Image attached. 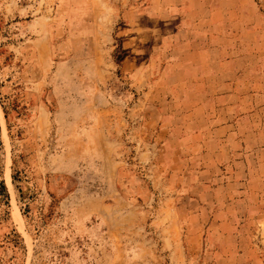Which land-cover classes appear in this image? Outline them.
I'll use <instances>...</instances> for the list:
<instances>
[{"label": "rangeland", "instance_id": "374dc122", "mask_svg": "<svg viewBox=\"0 0 264 264\" xmlns=\"http://www.w3.org/2000/svg\"><path fill=\"white\" fill-rule=\"evenodd\" d=\"M0 264H264V0H0Z\"/></svg>", "mask_w": 264, "mask_h": 264}, {"label": "crops", "instance_id": "0c3cea01", "mask_svg": "<svg viewBox=\"0 0 264 264\" xmlns=\"http://www.w3.org/2000/svg\"><path fill=\"white\" fill-rule=\"evenodd\" d=\"M201 25L199 24V21H197V20H194V19H191L189 22H185V23H182V24H180V27L181 28H198V27H200ZM205 39H206V37L205 36H197V37H194V40H193V42L196 44V47H197V49H198V47H200V51H201V54L204 56L205 54H207V52L206 51H202V49L203 50H205V49H207L206 47V44H207V42H205ZM191 61L190 62H188V65L191 67V68H187V69H185V71L183 72V75L184 76H187V77H191V80H189L190 82H191V85H192V88H191V90L193 91V92H197V93H200V92H204L205 91V87H207V86H209V83L207 84V82L205 83L204 81H203V78H204V76H206V73L203 71V69H199V67H196L195 65L197 64V63H200V59H199V57H197V58H191L190 59ZM235 60H236V57H233V56H230V57H224V58H222L221 59V62H222V64L224 63V64H226L228 61H231V62H235ZM231 71H235L234 73L236 74V72L238 71H236V68H232V67H230V68H228V71L227 72H231ZM237 75V74H236ZM230 81L231 82H229L230 83V86H232L233 84L235 85V87L237 86V81L238 80H236V81H233L232 79H230ZM224 83H227V82H223V84ZM226 85V84H225ZM227 86V85H226ZM210 87V86H209ZM209 87H208V89H209ZM211 89V88H210ZM233 88H231V89H229V88H223V89H221V90H219V91H225V92H228L229 90H232ZM234 90H237L236 88L234 89ZM218 91V92H219ZM215 102V101H214ZM216 103V102H215ZM214 103V104H215ZM218 103H219V101H218Z\"/></svg>", "mask_w": 264, "mask_h": 264}]
</instances>
